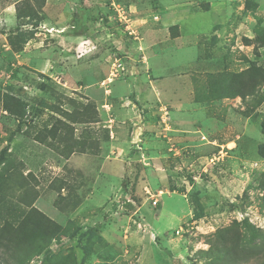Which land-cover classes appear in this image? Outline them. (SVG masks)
<instances>
[{"label":"rangeland","instance_id":"obj_1","mask_svg":"<svg viewBox=\"0 0 264 264\" xmlns=\"http://www.w3.org/2000/svg\"><path fill=\"white\" fill-rule=\"evenodd\" d=\"M3 152L0 264H264V0H0Z\"/></svg>","mask_w":264,"mask_h":264},{"label":"crops","instance_id":"obj_2","mask_svg":"<svg viewBox=\"0 0 264 264\" xmlns=\"http://www.w3.org/2000/svg\"><path fill=\"white\" fill-rule=\"evenodd\" d=\"M16 5V4H15ZM15 5L12 7V8H14L15 9V11H16V7H15ZM86 38H84V35L83 36H81L80 38H83L82 40H81V42H79V49H89L90 47H89V44H91L93 41H92V39L91 38H89V36H85ZM87 46V47H86ZM87 54V53H86Z\"/></svg>","mask_w":264,"mask_h":264},{"label":"built area","instance_id":"obj_3","mask_svg":"<svg viewBox=\"0 0 264 264\" xmlns=\"http://www.w3.org/2000/svg\"><path fill=\"white\" fill-rule=\"evenodd\" d=\"M116 62H118L119 63V65H118V67H121L122 68V70H124L125 71V67H124V64L123 63H121L120 61H116ZM113 77L114 76H116V72L115 71H111V73H110Z\"/></svg>","mask_w":264,"mask_h":264},{"label":"trees","instance_id":"obj_4","mask_svg":"<svg viewBox=\"0 0 264 264\" xmlns=\"http://www.w3.org/2000/svg\"><path fill=\"white\" fill-rule=\"evenodd\" d=\"M4 152L0 154V165H2L4 163Z\"/></svg>","mask_w":264,"mask_h":264}]
</instances>
